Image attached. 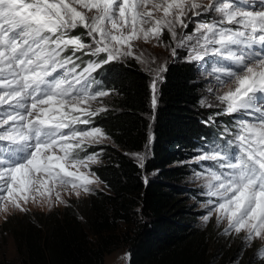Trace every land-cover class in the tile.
Listing matches in <instances>:
<instances>
[{"label": "snow or ice", "instance_id": "1", "mask_svg": "<svg viewBox=\"0 0 264 264\" xmlns=\"http://www.w3.org/2000/svg\"><path fill=\"white\" fill-rule=\"evenodd\" d=\"M80 28L88 43L73 34ZM165 30L173 56L184 48L190 61L213 58L206 74L215 103L201 104L232 121L192 157L207 198L203 219L215 215L225 234L243 231L246 243L264 240V0H0V211L51 204L53 192L63 203L60 188L91 191L95 181L80 168L90 172L99 153L87 149L111 139L92 126L109 110L93 102L114 91L94 87L93 73L141 61L134 42L159 44ZM78 53L103 59L85 63ZM154 71L153 106L167 68ZM138 159L143 168L145 157Z\"/></svg>", "mask_w": 264, "mask_h": 264}, {"label": "trees", "instance_id": "2", "mask_svg": "<svg viewBox=\"0 0 264 264\" xmlns=\"http://www.w3.org/2000/svg\"><path fill=\"white\" fill-rule=\"evenodd\" d=\"M199 73L186 57L168 65L153 121L150 76L135 60L113 61L94 73L95 87L114 90L93 102L109 110L92 126L99 125L114 145L102 147V162L91 168L105 191L95 190L61 210L17 218V227L7 220L19 264H105L123 248L130 264H262L263 250L253 243L223 240L215 232L208 238L211 232L201 230L199 222L204 211L185 196L196 197V191L184 186L189 172L177 164L218 138V121L232 123L202 106ZM212 114L217 123L206 125ZM150 142L151 155L141 168L129 154Z\"/></svg>", "mask_w": 264, "mask_h": 264}, {"label": "rangeland", "instance_id": "3", "mask_svg": "<svg viewBox=\"0 0 264 264\" xmlns=\"http://www.w3.org/2000/svg\"><path fill=\"white\" fill-rule=\"evenodd\" d=\"M205 2H206V0H205ZM194 19H199V18H194ZM192 28H193V25L189 24V27L186 31H191ZM84 33H85V30L80 28V29L74 30L73 34L74 35H81V37H82V39H84L85 43H88L89 38L86 35H84ZM168 42H169L168 33L166 30H165L164 40L159 44L155 40L147 42V43L144 42L143 40L135 41L134 42L135 47L133 48V52L135 53L136 56L141 57V61H137L136 59L129 57L128 59H126L122 62H125L128 60H135L138 63V65L140 66V68L149 74L150 84H151L153 78L155 77V71L154 70L158 66L165 65L167 68L170 63H172L175 60H178L179 58H185L186 57V59H188V54H189L188 49H184V48L178 49L177 50L178 55L173 56L171 54V48L165 47V43H168ZM77 55L81 56V60H85V59L88 60L90 58H97V57L82 55L80 53H78ZM97 59H103V54H101V57H99ZM192 62L196 63L199 67V70H200L199 79H200V82L202 83V85H201V87H202V90H201L202 100L207 99L210 103H215L214 97L207 91L211 77H209L206 74L208 69L210 68L211 64L213 63V58L210 56H205L203 61H199V62L192 61ZM78 63H79V61H78ZM81 66L83 67V65H81ZM96 72H98V70ZM165 72L162 73V79L157 81V92H158V88H159L160 83L164 79ZM222 91H226V89H222ZM157 92H156V95H157ZM151 95H152V92H151ZM99 99L104 100L105 97L99 98ZM94 104H97V103H94ZM94 104H93L94 107L97 106ZM156 107H157V103L155 106H153L151 103V109H150V114H149L150 121H153V117H154V114L156 111ZM204 108H206V110L214 111V112L219 110L217 108H208L205 106H204ZM219 117H221V116H219ZM211 119L213 121H215V123H217V119H215V117H213V114H212ZM217 124L221 130L226 126L221 121H218ZM211 125L213 126V124H211ZM106 145L114 146L110 140L105 141V143L103 145L93 146V147L97 148L96 152L99 153V156H98L99 162L90 164L89 165L90 169L93 166L98 165L102 162L103 153L100 152V148H102ZM151 146H152V142H150L149 145L142 152L130 153L129 156L131 158H133L139 164L138 156L143 155L145 157V160H144V165H145L146 160L151 155V151H152ZM198 152L199 151H197L194 154V156L197 155ZM177 166H183L184 169L189 172V176L186 179L184 186L186 188H190V189L196 191V197H192L191 194H188V193L185 196L190 199L191 205L193 207L197 208V211L203 210L204 211L203 214H205L207 212V209H205L202 206V204L207 198L201 195L202 182L200 180L194 179V177L192 175L194 171L199 172V169H196L194 167L192 157L190 156L189 159H186V161H184L183 163H178ZM80 172H83L86 175H89V178H91L95 181L93 184H91L89 186L91 188V191L89 193L85 194V193L81 192L80 196H76L73 192L70 191L69 188H60V196H61L62 200L64 201L63 203L55 198V192H53V198H52L51 204H49L47 201H45L44 203H29L27 205V208H28L27 212L11 211L10 210L9 212L5 213V212L0 211V263L19 264L20 258H19L18 252H17L14 237L12 235V228L18 226L17 218L20 219L21 217H24L28 214H34V213L47 214V213H50L54 210H59V209L61 210V209H64V207H66L69 204V202H71L72 200L85 199L90 193L94 192L95 190L105 191L103 184L99 180L96 179V177H95V175H93L92 171L89 172V169L80 168ZM37 199L39 200V197ZM11 218H12V222L10 223V225L13 227L4 226V224L7 222V220H9ZM199 222H200V226L202 228L201 230L208 229L211 232V234L208 236V238L213 239V233L215 232V234H220L221 239H223V240H234V242L244 241V237L246 234L243 231L239 234H236L235 232H232L230 234H225L224 229L227 227V223L225 222V223L217 224L215 215H212L208 221H205L203 219V217H201L199 219ZM250 243L257 245L258 247H260L264 251V240H262L260 238H254L253 242H250ZM127 255H128V253H127L126 248L118 250L117 252H115L114 254H112L106 258L105 264H124L127 261V258H126ZM234 264H236V263H234Z\"/></svg>", "mask_w": 264, "mask_h": 264}, {"label": "built area", "instance_id": "4", "mask_svg": "<svg viewBox=\"0 0 264 264\" xmlns=\"http://www.w3.org/2000/svg\"><path fill=\"white\" fill-rule=\"evenodd\" d=\"M127 261L124 264H130V258H129V254L126 256Z\"/></svg>", "mask_w": 264, "mask_h": 264}]
</instances>
